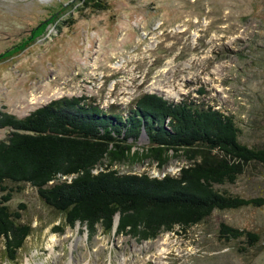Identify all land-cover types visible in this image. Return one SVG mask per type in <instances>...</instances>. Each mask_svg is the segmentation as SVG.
<instances>
[{"label": "rangeland", "instance_id": "1", "mask_svg": "<svg viewBox=\"0 0 264 264\" xmlns=\"http://www.w3.org/2000/svg\"><path fill=\"white\" fill-rule=\"evenodd\" d=\"M107 1V9L92 11L78 0H0V53L43 25L27 46L0 61L2 109L23 116L72 95L125 109L142 93L155 92L213 104L233 114L242 140L264 145V0ZM70 4L49 22L51 13ZM6 131L0 128V138ZM146 144L141 133L131 148L140 156L109 161L110 168L163 176L190 162L170 151L159 165L142 154ZM20 186L8 204H24L21 221L31 230L14 260L0 237V264H264V204L214 210L198 224L138 240L114 229L103 233L98 227L90 235L79 223L65 225L34 186ZM226 187L264 196V165L251 164ZM220 221L261 231L259 246L242 251L237 241L220 242Z\"/></svg>", "mask_w": 264, "mask_h": 264}, {"label": "trees", "instance_id": "2", "mask_svg": "<svg viewBox=\"0 0 264 264\" xmlns=\"http://www.w3.org/2000/svg\"><path fill=\"white\" fill-rule=\"evenodd\" d=\"M78 1L92 11L108 8L107 0ZM70 6L51 13L49 22ZM42 29L36 27L27 40L0 53V61L21 51ZM0 128L7 129L0 138V237L10 260L31 230L21 221L24 204L16 209L8 204L21 182L34 186L47 205L61 212L65 225L79 223L90 235L98 227L103 233L114 229L138 240L198 224L214 210L264 204V196H244L226 187L251 164L264 165V145L242 140L233 114L210 103L144 92L120 109L104 108L84 95L61 96L23 116L0 107ZM141 133L147 137L142 154L159 165L170 151L190 162L163 176L110 168L109 161L140 156L131 148ZM215 235L223 243L239 242L242 251L259 246L263 238L261 231L225 221Z\"/></svg>", "mask_w": 264, "mask_h": 264}, {"label": "bare ground", "instance_id": "3", "mask_svg": "<svg viewBox=\"0 0 264 264\" xmlns=\"http://www.w3.org/2000/svg\"><path fill=\"white\" fill-rule=\"evenodd\" d=\"M26 262L28 263V258H26ZM36 264H42L41 262H37Z\"/></svg>", "mask_w": 264, "mask_h": 264}, {"label": "water", "instance_id": "4", "mask_svg": "<svg viewBox=\"0 0 264 264\" xmlns=\"http://www.w3.org/2000/svg\"><path fill=\"white\" fill-rule=\"evenodd\" d=\"M116 220H117V216H116Z\"/></svg>", "mask_w": 264, "mask_h": 264}]
</instances>
